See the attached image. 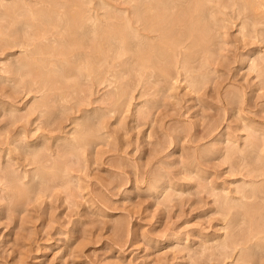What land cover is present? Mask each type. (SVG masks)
Wrapping results in <instances>:
<instances>
[{"label": "rangeland", "instance_id": "rangeland-1", "mask_svg": "<svg viewBox=\"0 0 264 264\" xmlns=\"http://www.w3.org/2000/svg\"><path fill=\"white\" fill-rule=\"evenodd\" d=\"M23 1L0 0V264H264V0L169 11L165 28L180 31L163 41L174 47L163 71L141 63L144 32L128 17L139 0H75L99 30L136 24L129 47L118 33L96 59L76 49L64 77L48 53L62 32L28 11L54 0ZM13 3L25 15L8 16Z\"/></svg>", "mask_w": 264, "mask_h": 264}, {"label": "bare ground", "instance_id": "bare-ground-1", "mask_svg": "<svg viewBox=\"0 0 264 264\" xmlns=\"http://www.w3.org/2000/svg\"><path fill=\"white\" fill-rule=\"evenodd\" d=\"M42 1H44V0H41V3L43 4L44 2H42ZM48 1H50V0H48ZM53 1V0H52ZM51 1V2H52ZM130 1V0H129ZM138 1V0H137ZM184 0H139L138 1V6H136L132 11H130V13H128V17H129V19H131L130 18V16H131V12H134V10H135V16H133V17H135V19H136V22H138V23H140L141 24V26L140 27H142V30H140V32H142L143 34H141V35H138V37L136 38V39H138V38H140L139 40H138V46L139 47H143V50L142 51H140V54H141V63L142 64H144V63H146V62H148L150 65L152 64L153 66H157L158 67V69L159 70H166V69H164V68H167V66L169 65V63H171V60L173 59V57H172V59H171V54L172 53H174V51H173V49H174V47H172V45L170 44L169 45V43L167 42V43H165V44H163V41H164V39H166L167 38V36L170 34V32H172V30L174 29V31L175 32H177V31H180V25L178 26L177 25V27H179V28H176V26L174 27H172V28H170V25H168L169 26V28L170 29H166L165 28V20H166V17H167V14H168V12L169 11H171V10H173L174 8L176 9V7H178L179 6V8H180V6L181 5H183V7H184V3L185 2H187V3H191V0H185L184 2H183ZM190 1V2H189ZM193 1V0H192ZM197 1V2H196ZM195 2L198 4V5H194V3L192 4V7L193 6H195V8L194 9H196L195 11L198 13V12H200V15L201 14H203L204 13V10H205V12L207 11L206 9H203V8H205L206 6H205V4L204 5H201V3L203 2V1H205V0H196ZM209 1V0H208ZM213 1V0H212ZM211 1V2H212ZM221 1V0H220ZM224 1V0H223ZM238 1V0H237ZM251 1H255V0H251ZM23 2H25V0L23 1ZM23 2H21V3H23ZM46 2V1H45ZM79 2V1H78ZM140 2V3H139ZM214 2V1H213ZM212 2V3H213ZM216 2H219V1H216ZM232 2V1H231ZM231 2H229V3H231ZM240 2H242V1H240ZM239 2V3H240ZM261 2V1H260ZM17 3V2H16ZM28 3L30 4V2L28 1ZM204 3V2H203ZM202 3V4H203ZM208 3V2H207ZM206 3V4H207ZM222 3V2H221ZM223 3H225V2H223ZM222 3V4H223ZM228 3V4H229ZM233 3V2H232ZM231 3V4H232ZM238 3V2H237ZM248 3V2H247ZM250 3V2H249ZM255 3H256V1H255ZM14 4V3H13ZM32 4V3H31ZM37 4V3H36ZM46 4H48V3H46ZM50 4V3H49ZM52 4H53V6L52 5H49V6H46V9L47 8H49L50 6H52V9L55 7L56 9V11H54V10H51V11H49V10H41L39 13L37 12V13H35V12H33V10H28V11H30L31 12V16H32V19H34V21L35 22H39V25H38V27H36V28H39V27H41L42 28V30L41 31H45L49 26H53L54 28V30H55V32H56V30L58 31H61L62 32V37L60 38V43H58L59 42V40L57 41V43L60 45H58L57 47L58 48H54L53 50H50V52H48V53H52L53 55L55 54V55H57V56H61L62 58H63V60H60V61H62L61 62V67H62V65H63V69H64V72H61V76L63 75V77H64V74H66V73H69L70 71H72L71 69L73 68V66H72V63H71V60H69L70 62H68L66 59L68 58V56H70L73 52H74V54H76L75 53V50L76 49H80V50H82L81 52H83V53H81L80 52V50H79V52H78V50L76 51V52H78V54H80L81 56H82V54H84V56H88V58H90L89 56H91V54L93 55L94 53H96V55L97 56H99V53L101 52L100 51V49L102 48L103 49V47H105L106 45L108 46V44L112 41V39H115V37L116 38H118L117 37V35H118V33H120V35H121V39H120V37H119V41H121V44H120V46L122 47V49H123V47L125 48V47H129V41H128V39H126L125 38V34H126V32L128 31L127 30V28H131L132 30H133V28H132V25L133 24H136L135 22L132 24V20H126V22H127V25H125L124 26V28H123V31H121V32H118L117 33V31H119V30H117L115 33H114V31L112 32V31H110L109 30V28L106 30V25L108 26L109 25V27H112V24H111V22H112V20H111V22H110V24H111V26H110V24H109V21H108V23H107V21L104 23L105 25V28H104V31L102 30V29H100L101 31H103V32H101L100 33V30H99V26H101L102 27V24L101 25H99V26H97L95 23H98V22H100L101 23V21L100 20H98V18H91L90 16H89V18H86V17H84V16H82V12H81V10H79V9H77L78 7H76L75 6V0H65L64 2H61V0H54L53 2H52ZM82 4V3H81ZM136 3H135V1H134V5H135ZM191 4H189V6H191ZM209 4V3H208ZM217 4H219V3H217ZM216 4V5H217ZM227 4V3H226ZM228 4H227V7H228ZM246 4V3H245ZM254 4V3H253ZM79 5V4H78ZM186 5V4H185ZM211 5V4H210ZM243 6H244V4H242ZM250 5V4H249ZM259 5H262L263 6V4L261 3V4H259ZM10 6V5H9ZM12 6V5H11ZM18 6H20V4L18 5V4H14V6H12V7H10V9H8L7 10V15L9 16H15V15H25L24 13L26 12H23L22 13V11L23 10H21V7H18ZM33 6V5H32ZM34 6H36V5H34ZM99 6V5H98ZM127 6V5H126ZM203 6H205V7H203ZM221 6V5H220ZM231 6V5H230ZM236 6V5H235ZM252 6H254V5H252V3H251V5H250V7H252ZM256 6H258V4L256 5ZM40 7V6H39ZM43 7V6H42ZM187 7V6H186ZM208 7V6H207ZM214 7V6H213ZM223 7V6H222ZM237 7V6H236ZM238 7H239V5H238ZM241 7V6H240ZM245 7V6H244ZM259 8H260V6H258ZM258 7L256 8V11H257V9H258ZM27 8H29V7H27ZM34 8V7H33ZM36 8V7H35ZM34 8V9H35ZM59 8V9H58ZM79 8H80V5H79ZM178 8V9H179ZM181 8H182V6H181ZM189 8V7H188ZM230 8V7H229ZM234 8V7H233ZM242 8V7H241ZM248 8V7H247ZM255 8V7H254ZM42 9V8H41ZM43 9H45V8H43ZM62 9H64V11L62 10ZM174 9V10H175ZM187 9V8H186ZM185 9V10H186ZM220 9V8H219ZM225 9V8H224ZM223 9V11H225ZM239 9V8H238ZM244 9H246V8H244ZM252 9V8H251ZM40 10V9H39ZM57 10H62L63 12H57ZM86 10H88V9H86ZM173 10V11H174ZM184 10V11H185ZM189 10H190V8H189ZM213 10H214V8H213ZM35 11V10H34ZM105 11V10H104ZM106 11H107V9H106ZM176 11V10H175ZM179 11V10H178ZM219 11V10H218ZM222 11V10H221ZM220 11V12H221ZM234 11H235V9H234ZM237 11V10H236ZM242 11V10H241ZM255 11V12H256ZM103 12V11H102ZM109 12V11H108ZM125 13H126V10L124 11ZM177 12V11H176ZM176 12H175V14H176ZM181 12V11H180ZM180 12H178L177 13V15L180 13ZM183 12V11H182ZM219 12V13H220ZM238 12V11H237ZM243 12V11H242ZM249 12V11H248ZM260 12V11H259ZM86 13V12H85ZM87 13H88V11H87ZM112 13V12H111ZM133 13V14H134ZM185 13V12H184ZM92 14V13H91ZM95 14V13H94ZM100 14H101V12H100ZM132 14V15H133ZM174 14V15H175ZM180 14H182V13H180ZM188 14V13H187ZM206 14V13H205ZM214 14V13H213ZM222 14V13H221ZM250 14V13H249ZM252 14V13H251ZM256 14V13H255ZM89 15H90V13H89ZM105 15H106V13H105ZM176 15V16H177ZM184 15V14H183ZM189 15V14H188ZM210 15H212V14H210ZM216 15H217V13H216ZM236 15V14H235ZM239 15V14H238ZM111 16V15H110ZM121 16V15H120ZM126 16V17H127ZM176 16H173L174 17V21H175V17ZM179 16V15H178ZM251 16V15H250ZM249 16V17H250ZM100 17V16H99ZM183 17V16H182ZM195 17V16H194ZM202 17V16H201ZM210 17V16H209ZM208 17V18H209ZM215 16H213L212 18H214ZM241 17H242V15H241ZM245 17V16H244ZM248 17V18H249ZM252 17V16H251ZM257 17V16H256ZM264 17V16H263ZM263 17H261V18H263ZM118 18H120V17H118ZM178 18H181L180 16L179 17H177L176 18V20H178V21H180ZM211 18V17H210ZM209 18V19H210ZM243 18V17H242ZM246 18H247V15H246ZM253 18V17H252ZM11 19V18H10ZM31 19V18H30ZM31 19V20H32ZM108 19V18H107ZM112 19V18H111ZM128 19V18H127ZM186 19H187V17H186ZM197 20L198 19H200L201 20V18L199 17H197L196 18ZM195 19V20H196ZM205 19V18H204ZM207 19V18H206ZM239 19V18H238ZM251 19V18H250ZM257 19V18H256ZM12 20V19H11ZM17 20V19H16ZM18 20H19V18H18ZM30 20V21H31ZM110 20V19H109ZM212 20V19H211ZM216 20V19H215ZM3 21V20H2ZM15 21V20H14ZM23 21V20H22ZM21 21V22H22ZM27 21V20H26ZM25 21V22H26ZM34 21H32V22H34ZM168 21V20H167ZM173 21V22H174ZM182 21V20H181ZM193 21H194V19H193ZM192 21V24L194 23ZM214 21V20H213ZM252 21H254V20H252ZM31 22V24H33L34 25V23H32ZM103 22V21H102ZM170 21H168V23H169ZM177 22V21H176ZM198 22V21H197ZM196 22V23H197ZM216 22H218V21H216ZM24 23V22H23ZM138 23H137V25H138ZM171 23H172V21H171ZM187 23V22H186ZM209 23H210V21H209ZM3 24V23H2ZM18 24V23H17ZM16 24V25H17ZM21 24L22 23H20V27H21ZM38 24V23H37ZM132 24V25H131ZM173 25H174V23H172ZM178 24V23H177ZM199 24V23H198ZM203 24H204V22H203ZM250 24V23H249ZM254 24V23H253ZM32 25V26H33ZM121 25H122V23H121ZM166 25H167V23H166ZM183 25V24H182ZM188 25V24H187ZM216 25V24H215ZM259 25V24H258ZM18 26V25H17ZM24 26H26V23H24L23 24V29H24ZM134 26V25H133ZM194 26H195V24H194ZM194 26H193V29H194ZM202 26V25H201ZM201 26H199V27H201ZM251 26H253V25H251ZM255 26V25H254ZM260 26V25H259ZM29 27H31V25H28V28ZM167 27V26H166ZM19 28V27H18ZM22 28V27H21ZM32 28H34V27H32ZM35 28V30H37ZM134 28H135V26H134ZM184 28V27H183ZM182 27H181V29H183ZM197 28V27H196ZM195 28V29H196ZM210 28V27H209ZM214 28V27H213ZM212 27H211V29H213ZM7 29V28H6ZM20 29V28H19ZM51 29V28H50ZM49 29V30H50ZM117 29H118V27H117ZM137 29H138V26H137ZM135 30V31H138V30ZM187 29V28H186ZM192 29V30H193ZM198 29V28H197ZM199 29H201V28H199ZM206 29V27L205 28H203V30H205ZM8 30V29H7ZM30 30V29H29ZM34 29H32L31 31H33ZM40 30V29H39ZM110 32H109V31ZM120 30H122L121 28H120ZM130 30V29H129ZM28 31V30H27ZM51 32H52V30H50ZM126 31V32H125ZM134 31V30H133ZM209 31H212V30H209ZM18 32H19V30H18ZM34 32V31H33ZM51 32H49V31H47L46 33L44 32V34H45V36H47L46 34H50ZM131 32V31H130ZM130 32H128L130 35H131V33ZM145 32L147 33V35L145 34ZM183 33L185 32V29H184V31H182ZM194 32V31H193ZM197 32V31H196ZM196 32H194L195 34H196ZM218 32V31H217ZM255 32V31H254ZM16 33V32H15ZM22 33V32H21ZM40 34H41V32H39ZM53 33V32H52ZM59 32H57L56 34H58ZM117 33V34H116ZM138 34H140L139 32H137ZM178 33V32H177ZM177 33H175V34H177ZM181 33V32H180ZM182 33V34H183ZM209 33V32H208ZM27 34V33H26ZM28 34H30V33H28ZM44 34L42 33V35L44 36ZM54 34V33H53ZM185 34V33H184ZM188 34V33H187ZM194 34V35H195ZM198 34V33H197ZM13 35V34H12ZM23 35V34H22ZM31 35H32V33H31ZM30 35V36H31ZM52 35V34H51ZM51 35H50V38H51ZM112 35V36H111ZM114 35H115V37H114ZM119 35V36H120ZM152 35V36H151ZM178 35V34H177ZM180 35V34H179ZM200 35H201V33H200ZM2 36V35H1ZM39 36V35H38ZM42 36V37H43ZM49 36V35H48ZM169 36H171V37H173V35H169ZM168 36V37H169ZM181 36V35H180ZM183 36V35H182ZM185 36V35H184ZM183 36V37H184ZM187 36V35H186ZM195 36H197V35H195ZM13 37H15V36H13ZM34 37V36H33ZM33 37H30V38H33ZM129 37V36H128ZM174 37H176L175 35H174ZM173 37V38H174ZM29 38V37H28ZM27 38V39H28ZM35 38V37H34ZM45 38V37H44ZM43 38V39H44ZM57 37H55V39H56ZM59 38V37H58ZM173 38H172V40H173ZM179 38V37H178ZM182 37H180V39H181ZM198 38V37H197ZM260 38V37H259ZM25 39V38H24ZM42 39V38H41ZM49 39V38H48ZM47 39V40H48ZM141 39L143 40V41H141ZM169 39V42H170V38H168ZM175 39V38H174ZM177 39V38H176ZM13 40L15 41V40H17V38H13ZM18 40H21V39H18ZM97 40H98V42H97ZM111 40V41H110ZM117 40V41H118ZM147 40H151V42L153 41L154 42V44H150V43H146V41ZM183 40V39H182ZM194 40V39H193ZM192 40V41H193ZM211 40V39H210ZM41 41V40H40ZM48 41H50V39L48 40ZM114 42L113 43H115V40H113ZM116 41V42H117ZM118 41V42H119ZM140 41V42H139ZM181 41V40H180ZM185 41V39L183 40V42ZM9 42V41H8ZM23 42V41H22ZM25 42V41H24ZM28 42V41H27ZM30 42V41H29ZM117 42V43H118ZM148 42V41H147ZM150 42V41H149ZM158 42V43H157ZM172 42H174V41H172ZM179 42V39H178V41L177 40H175V44H173V45H175V46H179V44H176V43H178ZM188 42H191V41H188ZM195 42H196V40H195ZM15 43H17L16 41H15ZM33 43H38V42H33ZM56 43V42H55ZM96 43H97V46H96ZM117 43H116V45H117ZM120 43V42H119ZM180 43V42H179ZM182 43V42H181ZM180 43V44H181ZM205 43H206V41H205ZM13 44V43H12ZM24 44V43H23ZM22 44V45H23ZM42 44V43H41ZM150 44V45H149ZM183 44V43H182ZM188 44V43H187ZM190 44V43H189ZM195 44V43H194ZM201 44H203V43H201ZM19 45V44H18ZM40 45V44H39ZM115 45V46H116ZM123 45V46H122ZM131 45V44H130ZM147 45V46H146ZM149 45V46H148ZM193 45V44H192ZM11 46V45H10ZM41 46V45H40ZM47 46V45H46ZM106 46V49L108 48ZM116 47V48H121V47ZM132 46V45H131ZM135 46V45H134ZM137 46V47H138ZM177 46V47H178ZM183 46V45H182ZM194 46V45H193ZM203 46V45H202ZM29 47V46H28ZM36 47H38V45L36 46ZM136 47V48H137ZM138 47V48H139ZM41 47H39V49H40ZM47 48V47H46ZM148 48V49H147ZM182 48V47H181ZM189 48H190V46H189ZM39 49H37L39 52H37V55L38 54H42L43 52H44V54H45V51H43V50H39ZM43 49H45L44 48V46H43ZM49 49H50V47H49ZM105 49V50H106ZM194 49V48H193ZM36 50V49H35ZM36 50V51H37ZM46 50V49H45ZM104 50V49H103ZM138 50H140V49H138ZM179 50V49H178ZM35 51V52H36ZM46 51H48V50H46ZM100 51V52H99ZM107 51H108V49H107ZM120 51H121V49H120ZM123 51H125V50H123ZM123 51H122V53H123ZM200 51V50H199ZM97 52H99V53H97ZM109 52H111V50L109 51ZM129 52H130V49H129ZM128 52V53H129ZM180 52V51H179ZM188 52V51H187ZM192 52V51H191ZM210 52V51H209ZM208 52V53H209ZM103 53V51L101 52V54ZM105 53V52H104ZM103 53V54H104ZM211 53V52H210ZM32 54V53H31ZM130 54V53H129ZM177 54V53H176ZM176 54H174V55H176ZM188 54V53H187ZM192 54V53H191ZM36 55V56H37ZM79 55V56H80ZM95 55V54H94ZM93 55V59H96V58H98V57H96L95 58V56ZM118 55V54H117ZM261 55V54H260ZM80 56V57H81ZM84 56H82L83 57V59H85L86 61H88V58H84ZM103 56V55H102ZM101 56V57H102ZM115 56V55H114ZM120 57H119V60H122V55L120 54L119 55ZM150 57V58H146V57ZM172 56H173V54H172ZM38 57V56H37ZM47 57H48V55H47ZM100 57V56H99ZM104 57V56H103ZM108 57V56H107ZM116 57V56H115ZM139 57V58H140ZM181 57V56H180ZM180 57H178V59L180 58ZM206 57H207V55H206ZM21 58V57H20ZM25 58V57H24ZM79 58V57H78ZM68 59H72V58H68ZM103 59V58H102ZM114 59V58H113ZM112 59V60H113ZM125 60L127 59V58H124ZM171 59V60H170ZM23 60V59H22ZM37 60V59H36ZM53 60V59H52ZM73 60V59H72ZM75 60V59H74ZM100 60V58L99 59H97V61H99ZM170 60V61H169ZM34 61V60H33ZM40 61L41 60H39V63H40ZM43 61H46V60H43L42 59V61H41V65L43 66ZM54 61V60H53ZM80 61V60H79ZM85 61V62H86ZM143 61V62H142ZM176 61V60H175ZM30 62V61H29ZM73 62V61H72ZM76 62V61H75ZM78 62V61H77ZM137 62V61H136ZM173 63H174V61H172ZM178 62V61H177ZM48 63H49V61H48ZM47 63V64H48ZM58 63V62H57ZM69 63H71V65L69 64ZM87 63H90V62H87ZM112 63H113V61H112ZM128 63V62H127ZM135 63V62H134ZM180 63V62H179ZM255 63V62H254ZM34 64V63H33ZM35 64H38V63H36L35 62ZM59 64L60 63H58V66H59ZM137 64V63H136ZM183 64V63H182ZM16 65V64H15ZM40 64H38V67H36V68H39L40 66H41ZM51 66H52V64H50ZM70 65V66H69ZM81 65H82V63H81ZM80 65V66H81ZM135 65V64H134ZM145 65V64H144ZM159 65H161L160 66V68H159ZM37 66V65H36ZM64 66H65V68H64ZM68 67V69H67V67ZM112 66V65H111ZM138 66V65H137ZM136 66V67H137ZM146 66V65H145ZM155 66V67H156ZM178 66V65H177ZM206 66V65H205ZM53 67V66H52ZM71 67V68H70ZM85 67V66H84ZM97 67V66H96ZM113 67V66H112ZM147 67V66H146ZM152 67V66H151ZM150 67V68H151ZM157 67H156V69H157ZM202 67V66H201ZM23 69V68H29L30 70H28L29 71V74L30 73H32V71H36L37 72V75H38V69H36L35 68V66H33L32 64H26V63H23L22 65H21V67H20V69ZM139 68V67H138ZM170 68V67H169ZM177 68V67H176ZM27 69H25V70H27ZM51 70H52V68H50ZM54 69V68H53ZM58 69V68H57ZM56 69V70H57ZM60 69V68H59ZM62 69V70H63ZM87 69V68H86ZM91 69H93V68H91ZM168 69V68H167ZM51 70H49V71H51ZM88 70V69H87ZM139 70V69H138ZM40 71H42L41 69H40ZM47 71V70H46ZM58 71V70H57ZM56 71V72H57ZM61 71V70H60ZM59 71V72H60ZM35 72V73H36ZM45 72V71H44ZM89 72L91 73L92 71H90L89 70ZM141 72V71H140ZM165 72V71H164ZM40 73V72H39ZM43 72H41V74H42ZM52 73V72H51ZM81 73V72H80ZM145 73V72H144ZM155 73V72H154ZM162 73V72H161ZM168 73V72H167ZM25 74H27V72L25 73ZM41 74H39L37 77H39L40 78V75ZM49 74H50V72H49ZM107 74V73H106ZM170 74H172L171 72H170ZM28 75V74H27ZM36 74H34V76H35ZM53 75H54V73H53ZM72 75V74H71ZM96 75H97V72H96ZM168 75V74H167ZM205 75V74H204ZM29 77H30V75H28ZM46 76V75H45ZM52 76V75H51ZM99 76V75H98ZM144 76V75H143ZM42 77H43V74H42ZM55 77H56V74H55ZM70 77V76H69ZM81 77V76H80ZM145 77V76H144ZM163 77V76H162ZM169 77V76H168ZM172 77V76H171ZM52 78V77H51ZM62 78V77H61ZM71 78V77H70ZM102 78V77H101ZM159 78V77H158ZM157 78V79H158ZM41 79V78H40ZM45 79H46V77H45ZM47 79H49V78H47ZM46 79V82L48 81L49 82V80H47ZM53 79V78H52ZM64 79V78H63ZM104 79H106V77L104 78ZM148 79V78H147ZM197 79V78H196ZM94 80H96V79H94ZM58 81V80H57ZM110 81V80H109ZM112 81V80H111ZM142 81V80H141ZM145 81H147V80H145ZM161 81V80H160ZM50 82H51V80H50ZM144 82V81H143ZM27 83V82H26ZM25 83V84H26ZM32 83V82H31ZM41 83V82H40ZM52 83V85L55 83H53V82H51ZM50 83V84H51ZM97 83V82H96ZM111 83V82H110ZM148 83V82H147ZM44 84V83H43ZM56 84V83H55ZM58 84V83H57ZM144 84V83H143ZM32 85V84H31ZM45 85H47L46 83H45ZM60 85V84H59ZM93 85V84H92ZM102 85V84H101ZM121 85V84H120ZM201 85V84H200ZM40 86V85H39ZM38 86V87H39ZM149 87V86H148ZM34 88V87H33ZM40 88V87H39ZM45 89H46V87H45ZM61 89V88H60ZM66 89V88H65ZM47 90V89H46ZM49 91V90H48ZM147 91V90H146ZM53 95V94H52ZM142 95V94H141ZM54 99V98H53ZM117 103H118V101H117ZM43 106V105H42ZM118 106V105H117ZM38 111V110H37ZM94 112V111H93ZM78 140V139H77ZM75 143V142H74ZM81 143V142H80ZM251 145H254V144H251ZM78 151V150H77ZM262 151V150H261ZM236 160H237V158H236ZM255 163V162H254ZM60 165V164H59ZM253 165V164H252ZM56 166V165H55ZM248 168H249V165H248ZM251 168H252V166H251ZM263 168V167H262ZM252 170V169H251ZM259 170V169H258ZM263 173H264V171H263ZM66 174V173H65ZM254 175V174H253ZM264 175V174H263ZM41 176V175H40ZM256 177V176H255ZM41 178V177H40ZM46 178V177H45ZM256 178H258V177H256ZM255 178V179H256ZM263 178V177H262ZM264 179V178H263ZM54 180V179H53ZM258 184V183H257ZM259 184H262V183H259ZM257 186H259V185H257ZM259 187H261V186H259ZM244 188V187H243ZM24 191H25V189H24ZM242 191V190H241ZM247 191V190H246ZM245 191V192H246ZM261 191L262 190H260L259 188H253V190H252V193H250V194H252V196H257V194L258 193H261ZM248 192V191H247ZM239 193V192H238ZM243 193V192H242ZM249 194V195H250ZM241 195V194H240ZM243 195V194H242ZM244 195H247L246 193L244 194ZM243 195V196H244ZM261 195V194H260ZM259 195V196H260ZM252 196H250V198H252ZM255 197H254V199H255ZM258 197V196H257ZM244 198V197H243ZM247 198V197H246ZM245 198V199H246ZM219 199V198H218ZM253 199V198H252ZM257 199V198H256ZM247 200V199H246ZM262 200H264V199H262ZM254 202H256V201H254ZM245 204L247 203V202H244ZM254 204V203H253ZM247 205V204H246ZM245 205V206H246ZM229 206V205H228ZM258 206V205H257ZM263 206V205H262ZM220 207H221V205H220ZM259 207V206H258ZM247 208V207H246ZM261 208V207H260ZM245 210V209H244ZM249 212V211H248ZM247 212V213H248ZM255 212V211H254ZM254 212L252 211V216H253V214H254ZM245 213V212H244ZM246 213V214H247ZM227 214V213H226ZM249 215V213L247 214V216ZM233 216V215H232ZM256 216V215H255ZM251 216H248V219L250 218ZM259 218V217H258ZM258 220V219H257ZM250 221V223H251V220H249ZM260 221V220H259ZM253 222H255V221H253ZM255 225V224H254ZM242 226V225H241ZM251 228V227H250ZM245 229V228H244ZM233 232V231H232ZM252 232V231H251ZM232 239V238H231ZM251 240V239H250ZM264 240V239H263ZM255 242V241H254ZM226 245V244H225ZM257 246V245H256ZM232 247V246H231ZM245 253V252H244ZM246 256V255H245ZM249 256V255H248ZM247 256V257H248ZM263 256V255H262Z\"/></svg>", "mask_w": 264, "mask_h": 264}]
</instances>
